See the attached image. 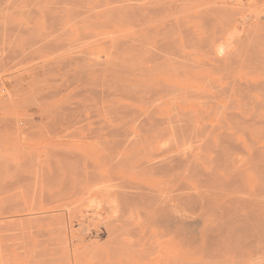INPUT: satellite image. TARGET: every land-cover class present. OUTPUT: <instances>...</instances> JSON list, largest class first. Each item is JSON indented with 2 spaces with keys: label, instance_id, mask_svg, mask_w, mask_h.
Here are the masks:
<instances>
[{
  "label": "rangeland",
  "instance_id": "rangeland-1",
  "mask_svg": "<svg viewBox=\"0 0 264 264\" xmlns=\"http://www.w3.org/2000/svg\"><path fill=\"white\" fill-rule=\"evenodd\" d=\"M262 93L264 0H0V264H64L48 261L53 255L51 246H57L59 239L49 230L42 231L37 240L28 238L23 212L14 204L20 206L25 198L36 200L66 188L70 189L66 190L68 195L74 194V187L57 181L64 172L73 170L62 166L60 155H70V145L85 148L125 137L143 148H154L160 156L166 146L173 147V153L178 150L184 154L183 183L187 189L182 186L186 194L182 193L188 220L196 217L201 222L184 237L196 234L200 248L196 260L204 264H253L260 256L264 264ZM57 144L67 148L58 151L54 148ZM80 152L87 155L90 150ZM205 173L211 178L205 181L210 183L200 185ZM52 176L57 179L50 181ZM232 180L241 183H236L239 188ZM216 184H220L219 190ZM211 189L215 191L210 194ZM79 191L82 189L77 191L82 195ZM153 192L157 206L167 192L159 180ZM154 208L150 209L153 218L158 217ZM10 215L15 217L11 220ZM105 215L100 221L97 216L91 219L85 230L70 228L67 221L69 242L75 240L72 234L78 230L86 237L80 249L85 246L88 252L83 251L79 264H118V258L123 264H147L153 259L159 264L162 260V264H174L179 258L174 251L170 255L159 251L158 245L171 236L156 223L148 224L145 235L141 230L132 232L135 237L129 232L134 238L129 233L118 237V255L116 242L109 247L110 237L103 230ZM141 215L138 226L147 219ZM244 215L252 218L245 216L250 227L246 221L243 224ZM255 221H261L257 224L260 228ZM225 222L231 224L226 226ZM219 226L221 234L216 229ZM88 227L93 228H89L90 235ZM211 228L221 239L217 240L219 245L215 242L218 237L208 231ZM49 233L51 241L47 240ZM206 239L208 243L214 239L217 245H208ZM247 241L251 244L248 247L253 243L258 250L246 247ZM132 244L136 246L130 248ZM206 246V250L212 247L214 254L204 255ZM70 258L65 264H75L73 256Z\"/></svg>",
  "mask_w": 264,
  "mask_h": 264
},
{
  "label": "bare ground",
  "instance_id": "bare-ground-1",
  "mask_svg": "<svg viewBox=\"0 0 264 264\" xmlns=\"http://www.w3.org/2000/svg\"><path fill=\"white\" fill-rule=\"evenodd\" d=\"M156 2H154V3H156ZM159 3H160V1L158 2V4ZM166 3H167V1H166ZM160 4H159V6H161ZM219 5L220 4H218V6ZM217 7H215V8H217ZM219 7L221 8V6H219ZM219 7L217 9H219ZM224 7H226V6H224ZM212 9H213V7H212ZM208 10H210V9H208ZM204 12H207V11H204ZM230 12H232V11H230ZM214 13H215V10H214ZM216 13H217V11H216ZM212 15H214V14H212ZM220 16H222V15H220ZM208 20H210V19H208ZM257 24H258V22H257ZM247 26H249V25H247ZM261 29H263V28H261ZM254 54H255V52H254ZM259 62H260V60H259ZM216 69H217V67H216ZM259 84H258V86L261 85V84L260 85ZM243 85H245V83ZM248 85L250 86V84H248ZM240 86H242V85H240ZM261 88H263V87L261 86ZM262 95H263V93H262ZM248 96H250V95H248ZM232 102H234V101H232ZM260 104H261V102H260ZM205 107H206V105H205ZM127 111H129V110H127ZM233 113H235V112H233ZM202 116L204 117V115H202ZM177 126H179V125L177 124ZM184 130H186V129H184ZM193 134H194V132L192 133V135ZM126 139L128 140V138L125 137V139H122V141H120L119 139H117V140L113 139V142L107 141V142H101V143H96V144L93 143V144H89L85 148L80 147L78 144L70 145V147H69V149H71L70 150L71 151L70 155H67V156L60 155V161H61V163H63L62 166H67L69 168H73V170L71 172H68V173L67 172H64L60 177H57L58 179L55 178V177L53 178V176H52V178L50 179V181L53 180V179H57V181L60 180L63 184H65V186L71 185V187H74V190H76V191L74 192V194L68 195V192H66V190L69 191L70 189L66 188L65 190L60 191V192H58L56 194L44 195L43 198H39V199H36V200H32V198H30V199L29 198H25L23 204L21 203L22 205H20V203H19L20 206H18L17 204H14L15 207L17 206L19 208V211H22L23 212L22 213V219L25 222V225H26L25 228L28 229V235H27L28 238L29 237H32V238L36 239L38 236L39 237L40 236L42 237V235L44 233L42 231L49 230L50 232L54 233V235L56 236V238L59 239V241L57 242V244H56L57 246H55V247H54L53 244H52L53 246H51V244H49L51 246V248L53 247V252L51 253L53 255L50 256V257L48 256V261H50V262H57V261L58 262L59 261H62L63 262L64 261V264H65V261L67 259L68 260L71 259L70 258V255H71L74 258L75 264H79V263H81V260H82L83 251H85V252L87 251V248L85 246H84V248L86 250H84V248H83V250L80 249V246L86 240V237L83 235V233H81V231L78 232L79 231L78 230L76 233L73 232V234H72V238H74L75 240L71 239L73 242L72 243L69 242L68 241L69 239L67 237V231L68 230L66 228L67 221L70 222L69 223L70 224L69 225L70 228H71V226L74 227V228H75V226H78V227H81V230L82 229L85 230L86 229L85 228V224L87 222H89L91 219H95L96 216L100 218V219L97 218V220L99 219L98 221H100L101 220V217L105 213H107V215H105L104 218H103L105 220V224H106V226H105V224L102 225V226H105L103 230H104V232L108 233L109 236L106 233L105 234L108 237H110L111 244L108 243L109 244V247H113L114 245H112V244L113 243L115 244V242H116V246L114 247V249H115V251L117 250L118 255H120L119 248H118L119 245H118V241H117V238L118 237L124 235L125 233H129L130 231L132 233V232L141 231V230H142V232H144V235H145V233L147 232L146 230L148 229V226L150 224H152V223L155 225V223H156V224H159V225L162 224V227L165 228L166 233H168V235L171 236V238H169V240L165 239V241L162 242V243H160L158 245V247L160 248L159 251L163 252V254L166 253V252H169L168 254L170 255V251L171 252L174 251V253H176L177 255H179V258L176 261H174V264H190L191 260H190V262H188V259L189 258L193 260V262H191L192 264H199V263L200 264H204V263L199 262V260H196L197 258H199V255H200V248H199V245H198V238L195 237L196 234L193 233L194 235L192 234V237L189 236L190 238H188V239H186L184 237L186 233L189 234V231H192L193 229H196L197 227L199 228V223H201V222H199V219L196 218V217L193 218V221L191 219L188 220V214H187L188 206L186 205L185 196L183 194V193L186 194V192H184V190L186 191V189H187L185 187V184L183 183V173H184L183 170H184V167L186 168V166H184L185 163H187V162H185L186 159L182 156L184 154H182L180 151L177 152L178 150H176L173 153V152H171L172 149H173V147L171 148V147H167L166 146L165 148L163 147L161 149L162 151L160 150L161 151L160 152L161 153V156H160V154H157V152H155L154 148L149 147L150 149H146L145 147L143 148L141 146H138L137 145L138 142H137V144H134L133 142L132 143L131 142H128ZM139 140H141V138ZM156 140H157V138H156ZM142 141H144V140L142 139L141 142ZM169 142H170L169 144H172L173 146H177V145H175V143L177 144V142H175V143H171V141H169ZM152 143H153V141H152ZM179 143L180 142H178V145H183V144H179ZM145 144H146V142H145ZM161 146H163V145H161ZM54 148L59 151V150H64L67 147L64 146L63 144H61V145L60 144H57V145H54ZM182 148H184V147H182ZM230 148H232V147L230 146ZM178 149H180V148L178 147ZM81 150H90V153H88L87 155H83V153L80 152ZM158 155L160 157H158ZM188 161H190V160H188ZM191 161H193V160H191ZM254 161H255V158H254ZM192 164L196 165V163H192ZM192 167H193V165H192ZM192 167H190V168H192ZM190 168H188V169H190ZM191 170H193V169H191ZM211 174H212V172H211ZM213 174H215V173H213ZM235 175H236V172H235ZM157 176H161L160 179H156ZM205 176H206V178H205ZM205 176L203 177L204 181L201 182L200 185H202V183H204V182L208 185L207 182H209V181L207 180V182H206L205 180L209 176L207 177V174ZM232 176H234V175H231V177ZM238 176L240 177V174ZM236 177H237V175L234 176V178H236ZM199 178H201V177H199ZM199 178H197V179L200 182V179ZM209 179H211V178L209 177ZM258 179H259V177H258ZM260 179H262V178H260ZM157 180H159V182L161 184V187L163 186V189L167 193H166L165 198L163 199V201H160V200L157 199L158 201H160V204H157V206H156L154 199H156L157 196H156V198H154V196H153V193H154L153 192V185L156 183ZM237 182H238V180H236L235 183L233 181L234 184H236ZM212 183H214V182L212 181ZM224 184H226V183H224ZM224 184H223V187H224ZM237 184H240L241 185L240 182L237 183ZM259 184H260V182H259ZM216 185H214V186H216ZM262 185L264 186L263 183H262ZM182 186H183V189H184V187L186 189L183 190L182 189ZM214 186H212V187H214ZM217 186H218V187H216L217 189L221 187L220 184L217 185ZM237 186L239 188V185H237ZM188 187H190V186H188ZM240 187H241V189L243 188L242 186H240ZM78 189H82V192L79 191V194L82 193V195H78L77 194ZM209 189L210 188H207V190H209ZM235 189L236 190H239L237 188H235ZM241 189L239 190V192L240 191H243ZM225 190L226 189L224 188V191ZM172 191H176V192H174V194H172L171 193ZM213 191H215V190L210 191V194ZM217 191H216V193H220V192H217ZM260 191H259V193H260ZM263 191H264V189L261 191V193H263ZM190 192H192V191H190ZM192 193H194V192H192ZM192 193L190 194V196H192ZM225 193H227V190L225 191ZM240 193H242V192H240ZM220 194L222 195V192ZM257 197H259V196H257ZM261 197H264V194L261 195ZM160 199L162 200V198H160ZM195 200L196 199L194 198V202H195ZM204 201H206V200H203V202ZM161 202H163V203H161ZM86 203H88V204H86ZM199 204H201V203H199ZM208 205H209V203H208ZM208 205H206L205 207H207ZM152 206H155L154 209H155V212L158 214L157 215L158 217L153 218V216H151L150 209L152 208ZM197 206H198V204H197ZM203 206H204V203H203ZM221 207L223 208L225 206H222L221 205ZM200 208L201 207H199L198 209H200ZM10 209H13V208H10ZM198 209H196V211ZM208 209H209V211L211 210L210 208H208ZM19 213H18V215H19ZM140 213L143 215V217L147 218L143 226L136 225V222H138L137 221L138 220V215H140ZM216 213H218V211H216ZM230 214H231V212H230ZM242 214H241V216H242ZM247 214H249V212H247ZM142 215L139 216V217H142ZM19 216H20L19 218H21V215H19ZM245 216L246 217H250V215H244V217H242L243 220H244L243 224L246 221V223H247L246 226L248 227L250 225V224H248L249 223L248 220H250V219L249 218L248 219L246 218V220H245ZM14 217H15V215H10V219L11 220ZM224 218H226V217H224ZM216 219H214V220H216ZM95 221H93V222H95ZM256 221H255V223H256L255 225L262 224V223H259L261 221H258V222H256ZM90 222L88 224H90ZM227 223H229V222H227ZM91 224H93V223H91ZM99 224H98V222L95 224V228H97L98 232L100 230V225ZM225 224H226V222H225ZM229 224H231V223H229ZM228 225L226 224V226H228ZM226 226H224V229H225ZM258 226L259 225H257V228H260L261 227V226L260 227H258ZM241 227H243V226L241 225ZM253 227H254V225H253ZM89 228L93 230V228L88 227V229ZM212 228L215 229V227H212ZM212 228L208 230L209 233H210V230H212V232L215 231ZM262 228H264V226H262ZM90 229L88 230V234H89V232L91 233ZM216 229L220 230L219 233L223 230V228L221 230V227L220 228H217L216 227ZM161 230H162V228H161ZM239 230H241V229H239ZM242 230H244V228H242ZM19 231H20V229H19ZM70 231H72V230H70ZM208 231L206 232V235L207 236L209 235ZM248 231H250V230H248ZM98 232H97V234H98ZM101 232H103V231H101ZM258 232H260V231H258ZM258 232H256V233L258 234ZM15 233H17V232H15ZM215 233H217V231L214 232V235H215ZM50 234L51 233H49V236H47V240H48V237H49L50 238L49 240L51 241L52 238H51ZM135 234L136 233H132L133 236ZM15 235L17 236L18 233L15 234ZM128 235H131V234L129 233ZM132 235L130 237H133ZM210 235L214 236L213 234H210ZM223 235L226 236L225 234H223ZM243 235L245 236V233ZM243 235L241 234V236H243ZM247 235L250 238L249 233H247ZM140 236H139V239L142 238ZM216 236L217 235H215V237ZM244 236L242 238H244ZM253 236H254V234H253ZM89 237H91V236H89ZM217 237L218 238H216V241L215 242H217V240H219V241L221 240L219 238V236H217ZM53 238H55V237H53ZM260 238H259V240H260ZM213 240H211L212 242L210 241V243H208V241H209V239H208L206 242L208 243V245L214 247V245L216 246L219 241L217 242V244H215V242H213ZM250 240H251V238H250ZM132 242H134V241H132ZM241 242L239 244H243ZM21 243L22 242H20V244ZM48 243H50V242H48ZM212 243H214V245H212ZM20 244H18V245L20 246ZM247 244H248V241L244 245L246 246ZM262 244H264V243H262ZM37 245H38V247H40L41 246V242L38 241L37 242ZM44 245H47V242H46V244L44 243ZM154 245H156V244H154ZM248 245H251V244H248ZM248 245L246 247H248ZM73 246H74V248H73ZM106 246H107V244H106ZM134 246H136V244ZM134 246L132 244L130 246V248L131 247H134ZM145 246H146V248H148L147 245H145ZM252 246L255 247V249L258 250V247H256V245H254L253 243H252ZM14 247H16V245ZM109 247H108V249H112V248H109ZM251 247H250V249H252ZM17 248H19V247H17ZM146 248H143V249H146ZM186 248H187L188 252L185 251ZM206 248L208 249L209 247L206 246L204 248V250H203L204 255L205 254L206 255L207 254L210 255L209 252L211 251V253H212L213 250H211V248H210V250H206ZM49 250H51V249H49ZM155 250L157 251V248ZM257 250H256V252H258ZM148 251H147V253H148ZM253 251H254V254L256 256L255 250H253ZM47 252H48V250H47ZM259 252H258V256L260 255ZM112 253H114V252H112ZM51 254H47V255H51ZM152 254H154V253H152ZM212 254H214V253H212ZM111 256H112V254H111ZM166 256H168V255H166ZM156 257H154V258H156ZM163 257H165V256L163 255L161 259H163ZM205 257L208 258V256H205ZM256 257H255V259H256ZM175 258L176 257H174L172 259H175ZM259 258H260V256H259ZM259 258L257 260L260 263L257 260H256V262H258V263H256L255 260H254V258H253V260H254V263L253 264H262V261H260V260H262L263 258H261V259H259ZM125 259H127V258H125ZM165 259H167V258H165ZM165 259H164V261H166ZM209 259H211V258H208V260ZM205 260L206 259H204V261ZM132 261H134V260H132ZM212 261H214V260H212ZM243 261H244V259H243ZM16 262H18V261H16ZM161 262L163 263V260ZM120 263L123 264L124 262L122 263V261H120V259L118 258V264H120ZM159 263H160V261H158V259L157 260L156 259H153V260L149 261L147 264H159ZM213 263H215V262H213ZM126 264H128V262H126Z\"/></svg>",
  "mask_w": 264,
  "mask_h": 264
}]
</instances>
